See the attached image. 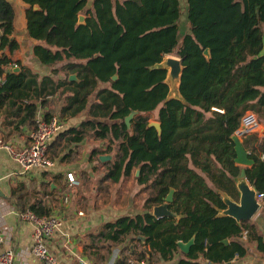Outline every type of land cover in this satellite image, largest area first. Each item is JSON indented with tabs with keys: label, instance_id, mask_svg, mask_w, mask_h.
<instances>
[{
	"label": "trees",
	"instance_id": "trees-1",
	"mask_svg": "<svg viewBox=\"0 0 264 264\" xmlns=\"http://www.w3.org/2000/svg\"><path fill=\"white\" fill-rule=\"evenodd\" d=\"M24 1L28 33L39 41L34 54L52 69L40 77L25 65L9 67L8 56H0V108L6 105L7 113L19 117L17 130L36 127L39 107L61 90V120L86 110L89 117L60 133L50 155H59L64 140L80 142L92 131L108 140L105 152L117 144L106 178L119 182L139 170L135 178L149 190L145 211L105 222L98 235L114 243L131 236L148 247L136 251L148 262L154 261L153 252L173 258L179 242L192 238L178 264L244 256L245 244L227 243L228 237H248L264 250L248 221L223 213L225 195L239 200L243 169L250 184L264 192V135L243 139L254 159L249 166L236 161L234 141L246 111L264 122V0H186L189 31L183 35L181 0H93L92 6L90 0ZM14 18L13 5L0 0V49L18 46ZM169 54L183 65L177 95L163 65ZM58 62H65L66 75L55 80L51 73ZM133 111L129 126L126 117ZM52 116L48 111L44 117ZM152 118L161 122V134L149 126ZM166 202L176 215L157 217L154 207ZM31 208L50 215L35 204Z\"/></svg>",
	"mask_w": 264,
	"mask_h": 264
},
{
	"label": "crops",
	"instance_id": "crops-1",
	"mask_svg": "<svg viewBox=\"0 0 264 264\" xmlns=\"http://www.w3.org/2000/svg\"><path fill=\"white\" fill-rule=\"evenodd\" d=\"M8 1L15 10V29L12 38L18 42V46L12 50L9 46L1 48L0 56H8L9 67L25 65L38 73L40 77L50 74V67L41 63L33 51L35 44L39 41L30 37L27 30L28 4L24 0ZM92 2L93 0H90V6ZM2 33L3 30L0 28V35ZM49 108L51 107L48 104L41 105L38 118H45ZM6 110V105L0 108V231L4 236L3 248H12L16 253L14 264H43L32 253L33 224L20 217L21 211L31 208L34 204L40 210L50 212V215H57L63 220L62 227L50 239L52 250L59 256L62 264H109L111 262L116 264L117 261L121 264L120 259L124 256L122 243L126 240L122 243H114L102 239L98 233L107 221L145 210L119 212V209L114 210L113 205L101 202L97 193L92 196L93 188H90L88 184H82L83 172L79 171L77 164L70 163L67 159L63 160L59 155L54 157L55 165L49 169H25L4 144L13 143L19 147L28 145L34 127L26 124L21 130H17L16 124L19 117L12 112L7 113ZM56 116L60 117V114ZM78 118L80 117L76 116L63 120V127L51 143L67 128L78 126L75 123ZM263 135L264 132L259 134V136ZM84 140L85 138L80 142L68 143L74 150V155L77 152L75 146L81 147ZM100 155L102 153L98 154L99 159ZM87 156L90 159V154ZM67 172H73L78 183H71ZM247 182L254 188L248 179ZM260 203L258 211L246 221L254 227L264 241V198L260 200ZM226 239L227 243L232 239H240L247 248V253L230 260L231 264H264V250L258 247L256 240L243 236ZM190 241L193 242L194 239ZM181 242L184 241L179 243ZM116 244H121V249L116 248ZM125 246L132 254H138L142 249L148 248L137 240ZM187 252L179 244V249L173 258L163 259L160 253L153 252L154 261L147 264H178L180 258L185 257ZM200 262L215 264L203 257H200ZM225 262L228 261L224 260L218 264Z\"/></svg>",
	"mask_w": 264,
	"mask_h": 264
},
{
	"label": "rangeland",
	"instance_id": "rangeland-1",
	"mask_svg": "<svg viewBox=\"0 0 264 264\" xmlns=\"http://www.w3.org/2000/svg\"><path fill=\"white\" fill-rule=\"evenodd\" d=\"M183 13L179 20V27L180 33L189 31V22L187 17L186 11V0H181ZM168 57H178L175 54H169L165 57L163 64L166 65V59ZM65 63V62H64ZM62 62H58L54 65L57 68L56 73H51L55 80H59L60 77L64 78L66 73L63 69ZM53 66V67H54ZM167 66V65H166ZM169 70L168 75V82L171 85V92L173 95H177V87L178 82L174 80L170 74L171 68L167 66ZM52 67H50L51 71ZM103 85V84H102ZM94 100V96L91 97V102ZM64 103V95L61 94V90H59L55 95H50L48 97V105L51 107L49 108L50 113L52 115H59V109ZM156 113L153 112V117H155ZM77 120H75L76 125H79L83 119L88 118L87 110L83 111L78 115ZM152 120H155L152 118ZM63 121V120H62ZM261 121V120H260ZM262 127L257 133L264 132V122H262ZM108 140H102L98 138L92 131H88L85 136V140L81 147L75 146L77 148V152L75 155L73 153V149L71 146L66 142L63 141V147L59 152V156L64 160L67 159L70 163L77 164L76 166L79 168L80 172H83L82 184H88L90 188H93L94 196L97 193L99 196V200L103 201L105 204L113 205L114 210H120L119 212L126 211V212H135V211H143L144 210V201L149 194V190L145 187V185L139 184L135 178L136 173L130 176H124L121 178L119 182H114L109 178H106L107 166H109V162H112L115 158V148H117V144L113 145V149L109 152H105L108 149ZM53 154V152L51 151ZM84 153V154H83ZM106 154L109 155V159L103 161L99 159L98 154ZM88 154H90V159H88ZM58 156V157H59ZM53 157V156H52ZM54 158V157H53ZM55 160V159H54ZM82 177V175H81ZM125 212V213H126ZM129 242L134 243V239L131 236L126 239L122 245L123 248V258H121V264H124L129 257H138V254H132L125 244ZM116 248L121 249L120 245H115ZM118 262V261H117ZM116 262V264H118ZM148 262V261H147ZM109 264H115V262H111Z\"/></svg>",
	"mask_w": 264,
	"mask_h": 264
},
{
	"label": "built area",
	"instance_id": "built-area-1",
	"mask_svg": "<svg viewBox=\"0 0 264 264\" xmlns=\"http://www.w3.org/2000/svg\"><path fill=\"white\" fill-rule=\"evenodd\" d=\"M63 127L59 116L50 119L38 118L37 125L30 134L28 145L19 147L13 143L4 146L11 155L25 168L49 169L55 165L54 158L49 153L51 140ZM262 123L253 110H248L241 118L234 135L244 139L252 133L258 132ZM264 158V154L262 155ZM71 183H78L73 172H67ZM258 200L264 198V192H257ZM20 217L33 224V255L43 264H62L59 256L52 250L50 239L62 227L63 220L57 215H40L31 208L21 211ZM248 230L244 231L246 236ZM4 236L0 231V264H14L16 253L12 248H3ZM126 264H147L145 259L129 257Z\"/></svg>",
	"mask_w": 264,
	"mask_h": 264
},
{
	"label": "water",
	"instance_id": "water-1",
	"mask_svg": "<svg viewBox=\"0 0 264 264\" xmlns=\"http://www.w3.org/2000/svg\"><path fill=\"white\" fill-rule=\"evenodd\" d=\"M80 21L81 22L84 21V15H80ZM206 54H209V50H206ZM166 65L171 68L170 74L174 80H177L178 86H179V80H180L182 70H183L181 58H179V57H168L166 59ZM166 65H164V66L167 67ZM15 70H19V67H16ZM76 78H77V76L75 74L70 75V79H76ZM113 78L117 79L118 75L115 74L113 76ZM177 91H178V87H177ZM136 113H137L136 111H133L126 117V123L129 126L131 125V120ZM149 126L156 127L159 134H161L163 131L162 124L158 120H152L149 123ZM234 141L236 143L235 147H236V152H237L236 161L242 165H245V166L252 165L254 163V159L250 157V152L245 147L243 140L240 139L238 136L234 135ZM109 158H110L109 155H106V154L100 155V159L103 161H106ZM139 172L140 171L138 170L136 174L138 175ZM237 186H238L239 191H240L239 200H235L232 197L225 195L224 200L227 204V207L223 210V213L235 217L238 221L249 220L258 211L261 203L257 197L258 191L255 188L250 187L249 183L247 182L245 169H243L241 172L240 180H239ZM173 197H174V189L172 188L170 193L166 197V200L168 202L172 201ZM154 214L157 217H160V216H163L166 214L174 215L175 213L173 211L169 210L168 203L166 202V203H163L160 205H156L154 207ZM225 242H227V239H225ZM191 243H192V241H189L186 243L181 242L179 244L183 250L188 251ZM222 264H231V262L228 261V262H225Z\"/></svg>",
	"mask_w": 264,
	"mask_h": 264
}]
</instances>
